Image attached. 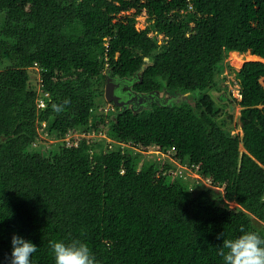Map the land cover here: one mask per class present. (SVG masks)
<instances>
[{"label":"trees","instance_id":"trees-1","mask_svg":"<svg viewBox=\"0 0 264 264\" xmlns=\"http://www.w3.org/2000/svg\"><path fill=\"white\" fill-rule=\"evenodd\" d=\"M230 52L259 59L234 71L238 101L221 87ZM108 74L168 99L105 110ZM149 146L210 185L156 175L176 168ZM241 225L264 238V0H0V264L13 234L31 264L73 239L98 264H224L218 236Z\"/></svg>","mask_w":264,"mask_h":264},{"label":"clouds","instance_id":"clouds-1","mask_svg":"<svg viewBox=\"0 0 264 264\" xmlns=\"http://www.w3.org/2000/svg\"><path fill=\"white\" fill-rule=\"evenodd\" d=\"M234 84H236L239 87V85L236 82H233L232 86ZM230 88L231 87H229V89ZM228 91L231 94V91L230 90ZM239 91H240V87H239ZM41 93L42 90L39 89L40 96ZM40 99L41 97H38L37 106H42L40 105L41 103ZM68 102L69 101L65 100L63 104H67ZM107 102L108 105L106 106L108 108H112L114 104L110 101ZM107 107H105V110L107 109ZM52 108L54 111L60 112L63 110V105H58L53 103ZM128 108L130 107L128 106ZM137 109H141V108L138 107ZM41 125L44 126V123H41ZM44 138H46V136ZM48 140L52 141L50 143L54 142V139H48ZM109 141L111 140L109 139ZM119 143H123L125 144V146L130 145L129 143L126 144L124 142H117L119 147H120ZM148 148L157 149V147L155 146H149V147L138 148L136 149V151L141 155V157H146L142 153V151L145 152L148 150ZM149 155L155 158L153 154H149ZM139 166H140V162H138V167L136 169L137 171L139 170ZM239 231L241 234L231 239L224 238V233H221L218 236V238L220 236L223 237L222 245L218 247L217 252L218 255L223 258L224 264H264V238H262L254 230H246L243 225L240 226ZM11 245L12 247H11L9 264H31V256L33 253L37 251V247L32 242L19 235L13 234L11 238ZM50 246L54 256L55 264H98L94 255L91 253L89 246L85 242H82L79 239H73L67 243H65L64 241H50Z\"/></svg>","mask_w":264,"mask_h":264},{"label":"rangeland","instance_id":"rangeland-1","mask_svg":"<svg viewBox=\"0 0 264 264\" xmlns=\"http://www.w3.org/2000/svg\"><path fill=\"white\" fill-rule=\"evenodd\" d=\"M145 16H142L141 17V19L138 21V26H140V27H144L145 25H146V23H145ZM195 21H193V22H191L190 24H189V26H188V31H187V34L188 35H190L193 31H194V28L196 27V25H195ZM231 53H233V52H230L229 53V56H228V58H227V64L231 67V69L228 67V66H226L225 68H224V74L226 75V80L225 81H222L221 82V87H222V89L225 87V85L227 86V88H228V90H230L229 89V87H231L232 86V83H233V81H234V71H237V70H239V68L241 67V65H242V63H243V61L244 60H258V59H256V58H254V57H252V56H250V55H242V54H239L238 52H236L237 54L236 55H234V54H231ZM248 56L249 57H252V58H249L248 59ZM261 60V59H260ZM38 78V77H37ZM224 92L221 90V91H219V92H217V91H212V94L214 95V96H218L219 94H223ZM196 96H194V95H191L190 96V99L191 100H193L194 98H195ZM226 99H224V100H222L223 102L225 101ZM227 101V100H226ZM107 107V106H106ZM140 108H142V107H140ZM226 109L227 110H229L230 112H233V114L234 115H237L238 114V112H239V106H237V105H234V106H227L226 107ZM234 133L235 132H237V129H234V131H233ZM104 134H102V132L101 133H93V134H91L90 135V138L92 139L93 137H100V138H104ZM40 137V136H39ZM45 137V135L44 134H41V137H40V139L38 140V144L39 145H45V144H50V142H52V141H50V140H48L47 138H44ZM106 141H109V139H106ZM143 154L145 155V156H147V155H149V154H147V152L145 151V152H143ZM176 168V167H175ZM172 176H175V174L177 173V172H173V171H170L169 172ZM190 175H191V173L190 172H188ZM165 174V176H170V174H167V172H165L164 173ZM189 176V175H188ZM193 177V176H192ZM191 177V178H192ZM206 185V184H205ZM229 205L230 206H234L235 205V203L234 202H230L229 203Z\"/></svg>","mask_w":264,"mask_h":264},{"label":"built area","instance_id":"built-area-1","mask_svg":"<svg viewBox=\"0 0 264 264\" xmlns=\"http://www.w3.org/2000/svg\"><path fill=\"white\" fill-rule=\"evenodd\" d=\"M230 91H231V95H232L233 98H235L237 100H240L241 93L239 91V87L236 84L231 86ZM44 95H45V93H44ZM40 105H43V104L40 103ZM79 136H85V137H87V139H91L89 133H86V134H84V133H67L65 135V137L62 138L61 140H64L67 143L69 141H71L73 146H76L79 143ZM119 144H120V147L125 146V144H123V143H119ZM146 152H147V154H153L156 159L162 160V163H164L165 161H168L169 163H173L175 165V167H176V170L173 171V172H177L179 174V176H183V177L187 176L190 179H200L207 186L210 185L209 180H206L202 176L198 175L192 169V167H189V166L185 165L181 161L179 162L175 158L176 151L174 149L170 148V149H167V150H163V149H159V148H157V149L156 148H154V149L148 148V150ZM142 153H143V151H142ZM165 172H168V168H161L160 167V168H158L156 175H158V174H163L164 175ZM188 172H190L191 175Z\"/></svg>","mask_w":264,"mask_h":264},{"label":"water","instance_id":"water-1","mask_svg":"<svg viewBox=\"0 0 264 264\" xmlns=\"http://www.w3.org/2000/svg\"><path fill=\"white\" fill-rule=\"evenodd\" d=\"M123 82H127V81L122 79H117L108 74L105 79L104 93H103L105 100L112 102L121 110L127 109L128 108L127 104L132 100H134L135 98L139 97L140 100L139 102H141V100L145 98V96L151 95V93H147V94L136 93L135 96H131L130 92L124 94V90H125L124 87L121 89L119 88L120 87L119 85H121ZM117 91H119V94L117 93ZM123 95L126 96V100L124 99V97L122 99Z\"/></svg>","mask_w":264,"mask_h":264},{"label":"flooded vegetation","instance_id":"flooded-vegetation-1","mask_svg":"<svg viewBox=\"0 0 264 264\" xmlns=\"http://www.w3.org/2000/svg\"><path fill=\"white\" fill-rule=\"evenodd\" d=\"M122 80H125V79H122ZM130 79H126L127 82H123L121 85H119L120 89L124 87V94H126L127 92H130L131 96H135L136 93H144V94H147V93H151V95H148V96H145V98H143L141 100V102H139V97L138 98H135L134 100H132L131 102H129L127 105L129 107H132V108H138V107H145V106H149L153 103H162L163 101L167 100L168 99V96L167 95H164L163 92H154V91H149V92H139L137 90H134L133 87H132V81H129ZM119 89V90H120ZM117 93L119 94V91H117ZM126 100V96H122V99Z\"/></svg>","mask_w":264,"mask_h":264},{"label":"crops","instance_id":"crops-1","mask_svg":"<svg viewBox=\"0 0 264 264\" xmlns=\"http://www.w3.org/2000/svg\"><path fill=\"white\" fill-rule=\"evenodd\" d=\"M234 52V51H233Z\"/></svg>","mask_w":264,"mask_h":264}]
</instances>
